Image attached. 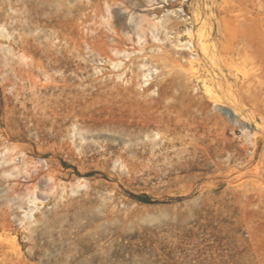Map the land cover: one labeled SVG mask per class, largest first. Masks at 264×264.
<instances>
[{"label": "rangeland", "instance_id": "rangeland-1", "mask_svg": "<svg viewBox=\"0 0 264 264\" xmlns=\"http://www.w3.org/2000/svg\"><path fill=\"white\" fill-rule=\"evenodd\" d=\"M10 5L59 18L26 32L47 70L0 50V239L29 264H264V0ZM24 160L58 176L34 217Z\"/></svg>", "mask_w": 264, "mask_h": 264}, {"label": "bare ground", "instance_id": "bare-ground-1", "mask_svg": "<svg viewBox=\"0 0 264 264\" xmlns=\"http://www.w3.org/2000/svg\"><path fill=\"white\" fill-rule=\"evenodd\" d=\"M35 1H39V3H41L44 7H46L47 5H51L52 3H54L56 0H35ZM47 16L48 17L45 19H39L29 11L22 12L21 14H19V11L17 9L15 10L12 5H10V9H8L6 13L4 8L0 9V50L1 51L4 50L7 54L13 55L20 59V61L22 62V66L20 69H15V73L17 77H19L22 81L25 80V78L27 79V77L32 78V74H34L33 72L35 69H39V70L46 69V66L41 61L42 59L40 57V54L43 52V48L37 45V43L39 42V38L29 37L26 35V32L37 30L40 27L50 26V24H53L55 21H57L56 19L59 18L58 15L56 16L47 15ZM16 32L19 33L16 34ZM140 38L142 39V37ZM190 44L193 45L191 41ZM37 56L40 57L39 62L35 60V57ZM150 78H151L150 73L144 74L143 75L144 83L148 84ZM42 86L39 87L37 82L32 84L31 94L34 97L32 99L34 102H40L41 98H43L42 96H44L47 93V91L54 90L52 86H44V87ZM21 94H22L21 91H19L18 95L20 96ZM3 154L5 156L4 163H13L16 161L13 148L7 146ZM23 165L25 166V168H23L24 166L23 167L14 166V169H12V171L10 170L6 172L8 177H16V178H18L19 175L25 173L28 181L33 182L32 186H28L27 189L24 191L16 189L17 186L16 188L13 189L10 188V189L13 190L11 191V193H13L14 195H18L19 197L21 196L24 197L26 203L30 205L29 211L27 212L26 215H31L32 217H34L35 211L40 209L39 206L40 203H42L38 196V191L40 188L39 181L43 178L42 176H44L48 180L49 183L48 185H51L53 189L56 186H59L57 183L58 176L56 174L53 175L51 172L48 171L47 172L42 171L39 169L40 167L37 168L36 165L35 167L37 169L35 168V172L31 171L32 168L27 170V168L29 167L28 166L26 168V166L28 165L27 160H24ZM47 166L49 167L48 162H47ZM63 176L67 178L69 175L65 174ZM5 227H6L5 220H3L2 217H0V228L4 229ZM16 244L17 243H15V241L0 239V264H29V262L26 260L24 255L22 253L17 252L18 247Z\"/></svg>", "mask_w": 264, "mask_h": 264}]
</instances>
